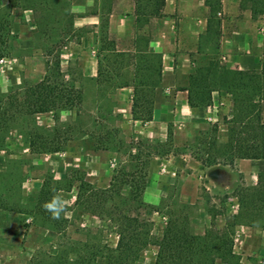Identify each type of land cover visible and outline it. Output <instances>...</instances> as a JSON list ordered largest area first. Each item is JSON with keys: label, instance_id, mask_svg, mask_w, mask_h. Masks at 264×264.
Segmentation results:
<instances>
[{"label": "rangeland", "instance_id": "374dc122", "mask_svg": "<svg viewBox=\"0 0 264 264\" xmlns=\"http://www.w3.org/2000/svg\"><path fill=\"white\" fill-rule=\"evenodd\" d=\"M69 7V0H0V17H6L9 23L7 53L0 56V93L42 77L47 52L52 49L53 54L55 50L59 54L65 78L82 93L78 107L62 109L55 115L44 112L19 117L5 136L0 148V193L14 208L0 210V264H27L30 259L32 263L57 264L61 257L73 260L77 253L90 254L98 242L115 245L118 236L107 227V219L99 218L92 201L83 197L79 206L73 205L75 185L79 183L76 176L92 187L104 188L112 175H128L132 188L129 183L120 184L121 198L116 197L112 204L129 208L139 224L146 218L151 236H160L169 215L184 213L190 231L201 234L213 212L236 210V189L255 184L253 176L233 162L210 169L192 155V150L202 148L198 140L209 135L215 122L201 118L192 122L184 117L175 124L168 121L166 130L155 138L146 137L140 128L142 121L132 117L131 97L121 91L120 84L127 81L125 86L131 87V81L158 80L159 85L157 69L161 67H157V59L145 52L143 41H139V49L130 53L125 50L122 61L107 64L106 51L99 52L101 34L110 39L106 29H98L96 34L89 27L68 29L69 19L73 22ZM55 18H61L56 27ZM83 35L94 47L92 53L82 47ZM118 40V47L127 46L125 38L120 36ZM211 51L205 56L216 55ZM91 57L100 58L99 81L87 75ZM199 57L205 58L203 54ZM30 134L52 138L63 147L55 152H31ZM216 138L221 144L219 131ZM196 155L204 156V152L198 150ZM48 176L57 181L66 204L65 235L55 233L32 211L36 190ZM140 177L143 189L139 202L124 199L132 189L135 191V181ZM216 220L219 225L221 216ZM253 220L261 221L264 227V211ZM137 230L145 229L139 225ZM156 253V245L149 244L130 264H155ZM235 256L236 263L231 264H241ZM262 262L256 260V264Z\"/></svg>", "mask_w": 264, "mask_h": 264}, {"label": "trees", "instance_id": "16d2710c", "mask_svg": "<svg viewBox=\"0 0 264 264\" xmlns=\"http://www.w3.org/2000/svg\"><path fill=\"white\" fill-rule=\"evenodd\" d=\"M244 1L251 10L252 17L262 19L264 33V0ZM158 3L159 0H154V2L153 0H136V11L150 6L151 13L157 15ZM52 20H54V26L55 24L60 25L61 18ZM8 24L6 17H0V56L7 53ZM71 26L72 22L69 19L68 29ZM100 40L103 41V44L99 48V52L106 51L104 57L107 64L122 61L126 52L118 49L113 39H108L107 35L103 33ZM52 50L47 52L45 74L42 77L31 82L24 81L20 86L6 93H0V148L3 146L5 136L12 123L19 117L44 112L55 115L62 109H71L80 105L81 90L65 78L60 67L59 54L57 50L53 54ZM151 56L157 59V67H159V53H151ZM100 67V58H98L97 81L100 80ZM159 72L157 69V73ZM157 83L158 80L130 82L132 87L131 114L134 119H140L142 122L151 119L153 91ZM120 85L128 84L126 81ZM184 89L187 91V103L190 107L208 105L211 101V93L215 90L227 93L231 102L229 117L224 120L226 124L225 142L221 144L217 142V125L213 123L209 128V135L198 140L197 144H203L202 148L198 147L191 152L196 159L205 166L228 164L235 158L264 159V60L259 69H233L220 67L215 57H209L195 67L189 75L188 83ZM167 135H171L170 128H167ZM48 142L52 143L48 144ZM28 147L31 152H55L60 150L63 145L61 142L53 143L52 138L30 134ZM198 150H202L204 156H197ZM128 177L124 174H114L107 187L95 188L81 176H76L79 183L75 185L76 193L73 205L79 206L83 197L92 201L99 218L103 221L107 219V227L118 236V239L114 246L106 242L102 244L98 242L92 247L90 254L77 253L73 260H69L66 256L61 257L56 262L57 264H130L139 250L149 244H154L157 247L155 264L236 263V256L232 249L235 227L251 225L252 220L264 211V172H259L254 185L239 187L234 192L233 196L237 201L236 210L227 212L223 208L218 213L213 212L208 226L201 234L190 231L189 220L184 213L177 216L169 215L164 222L160 236H151L149 233L150 222L146 218H142L139 224L137 216H132L129 208H118L112 204L116 197L121 198L119 185L129 183ZM135 182V191L132 189L129 197L124 199L139 202V196L143 189V178L140 177ZM129 186L132 188V183H129ZM59 190L57 181L53 182L50 176L44 178L36 190L32 211L55 233L65 235L67 225L63 213L60 219L54 220L50 213L42 208L44 202L50 200L54 195H59ZM3 198L0 193V210H12L14 205L4 201ZM217 215L221 216L222 222L219 225L216 220ZM139 225L143 226L145 230H137ZM27 264L39 263H32V259H30Z\"/></svg>", "mask_w": 264, "mask_h": 264}, {"label": "crops", "instance_id": "0c3cea01", "mask_svg": "<svg viewBox=\"0 0 264 264\" xmlns=\"http://www.w3.org/2000/svg\"><path fill=\"white\" fill-rule=\"evenodd\" d=\"M135 1L69 0L72 26L77 29L89 27L95 34L98 29L105 28L115 46L129 53L139 49V41H143L145 52L159 53L161 70L159 85L153 93L152 117L144 124L140 123L146 137L153 139L164 132L168 121L175 124L184 117L192 122L201 118L215 122L221 142H225L224 120L229 117L231 108L228 94L222 90L212 91L208 105L190 107L184 87L195 67L209 57H215L220 67L259 69L264 60L262 19L252 17L244 0H159L157 15L151 13L150 6L136 11ZM114 25L116 30L112 31ZM114 34L125 38L127 46L118 47L119 37H113ZM80 41L83 48L93 52L94 47L89 46L86 35ZM208 50L215 52L218 59L216 55L205 56ZM201 54L205 58H200ZM87 67V75L91 79L96 77L97 60L91 57ZM120 89L131 97L132 87ZM224 108L226 111L221 112ZM133 121L137 123V120ZM232 162L251 174L253 183L257 181V174L264 172V159L261 158H235ZM219 166L224 165L209 168ZM261 223L252 220L251 225H237L234 229L232 249L241 264H256V260L264 264V227Z\"/></svg>", "mask_w": 264, "mask_h": 264}, {"label": "clouds", "instance_id": "9594fccd", "mask_svg": "<svg viewBox=\"0 0 264 264\" xmlns=\"http://www.w3.org/2000/svg\"><path fill=\"white\" fill-rule=\"evenodd\" d=\"M42 208L50 213L52 219L58 220L65 211L66 204L60 195H54L50 200L42 204Z\"/></svg>", "mask_w": 264, "mask_h": 264}]
</instances>
